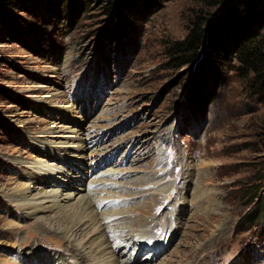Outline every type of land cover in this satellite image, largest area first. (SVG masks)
Returning a JSON list of instances; mask_svg holds the SVG:
<instances>
[{
    "label": "rangeland",
    "instance_id": "rangeland-1",
    "mask_svg": "<svg viewBox=\"0 0 264 264\" xmlns=\"http://www.w3.org/2000/svg\"><path fill=\"white\" fill-rule=\"evenodd\" d=\"M225 2L167 0L125 29L98 1L3 8L0 264H92L102 231L119 244L118 264H264V103L226 64L206 68L212 94L200 81L189 101L200 62L178 65L170 50ZM30 163L65 170L47 190H75L61 180L67 172L81 176L73 185L97 187L88 226L63 236L47 219L46 234L35 223L60 209L29 217L10 200L37 182ZM103 212L118 214L96 222ZM141 230L157 238L143 250L133 238ZM77 245L85 258L72 254Z\"/></svg>",
    "mask_w": 264,
    "mask_h": 264
},
{
    "label": "trees",
    "instance_id": "trees-1",
    "mask_svg": "<svg viewBox=\"0 0 264 264\" xmlns=\"http://www.w3.org/2000/svg\"><path fill=\"white\" fill-rule=\"evenodd\" d=\"M16 1L21 3L24 0H0L1 25L5 24L6 17L3 8L16 6ZM84 1L104 3V14L115 13L117 24L125 29V24L133 28L136 19H142V14L150 13L167 0ZM226 1L224 9L214 20L195 17L186 36L171 44V54L178 60V65L200 62L189 87V101L198 97L200 81L205 86V93L211 95L213 90L209 87L214 86L216 77L209 76L206 68L214 71L217 65L226 64L238 77L247 80L249 92L258 102L264 103V0Z\"/></svg>",
    "mask_w": 264,
    "mask_h": 264
},
{
    "label": "bare ground",
    "instance_id": "bare-ground-1",
    "mask_svg": "<svg viewBox=\"0 0 264 264\" xmlns=\"http://www.w3.org/2000/svg\"><path fill=\"white\" fill-rule=\"evenodd\" d=\"M57 144H58V142H57ZM61 144L65 145V146H70V147L72 146V148H75L76 150H78V149L84 150V148H85V146L83 144H81L79 146H77L75 144L71 145V144H68L67 142L61 143ZM46 148H47L46 150H50L48 147H46ZM49 155L50 154L47 152L44 153V156H46V157H49ZM52 155H53V153H52ZM53 157H55L54 159L62 160V158H59V156H57V154H56V156L53 155ZM30 164L33 166L32 169H34V172L36 174V181L37 182H34L31 186L21 190V192H19V194H18V198L13 197L10 200L11 201L12 200L17 201L16 205L19 208L21 207L23 210H25V209L30 210L29 212H26V215L29 217L31 215L39 213V212L51 211V210H55L56 208L60 209V210H58V213L54 214L53 216H49V217H43V216L41 217L40 216L41 217L40 221L38 223H35V224H36V228L41 229L43 232L48 230V227H45L46 224L44 223L47 221V219L49 221L51 219V221L53 220L52 221L53 223L57 222V224H61L63 226V229L60 231V233L63 236H66L69 233H70L69 234V236H70L73 233L76 234L77 232L82 230L83 227H85L88 224L86 217L88 218V217L92 216V212L94 213V211H97V209L99 208L98 206H100L102 204V202L100 203L99 200L97 199L96 195H95V194H97L96 193L97 187H95V188L90 187L89 184H87V185L84 184V188H81L79 186L77 187V186L73 185L74 181H76V180H74V178L75 177H81V176L79 174L77 175V174H71V173L67 172L68 178H64L61 180L67 181V184H65L64 186L68 185V186L72 187V189H75V190H71L72 192H67V193L61 192L64 189L59 190V188H52V189L47 190L44 188V185L50 184L52 182L53 183L57 182V179L55 178L56 174L54 172L57 173V170H58V173L62 172L64 174L65 170L62 171L61 168L57 165H55V167H53V166H48L47 164L45 165L43 163L42 164L30 163ZM51 164H53V163H51ZM77 173H79V172H77ZM86 175H88V174H86ZM51 177H53V178L51 179ZM77 181H80V179H78ZM58 183H59V181H58ZM90 183H92V182H90ZM35 184H37L38 186L35 187ZM40 184L42 185V187L40 186ZM92 188H94V189H92ZM33 190H37V191H35L33 193V192H31ZM71 200H74V201L72 202ZM111 206H113V205H111L109 203L104 205V207H111ZM92 208H94V211L92 210ZM95 214H93V216H95ZM116 214H118V213H114V214L111 213V214H107L105 216L104 212H103V213H101L100 216H98L99 219L96 217L97 218L96 222H99V220L107 219V218H109L113 215H116ZM90 227L93 229V226H90ZM88 229H89V227H88ZM152 236H153L152 233L149 231H142L141 230V231L135 232L133 234V238L134 237L137 238L136 247H138V248L141 247V249L143 250L145 245H147L145 242V239H152L154 241H157V238L154 237L155 235L153 237ZM130 238L133 239L132 237H130ZM73 239H75V238H73ZM91 245H94V248L92 249V253H94V255L91 258H97V260L95 262H93L92 264H118V261H116V262L114 261V259L116 257V256L114 257V255H115L117 248L119 247V244H118V242L114 243L112 237L109 236L107 233H103V231H102L96 237L94 235V240L92 239V241L89 245L90 248H91ZM157 245H158V243H156V242L152 243V249L155 248V251H156V247H158ZM83 247H84V245H80V246L77 245V248H75L73 250L72 254H74V256L78 259H82L83 257L85 258V255L82 253L84 251ZM75 251H79V252L76 254ZM158 253L159 252H157V251L155 253H153L151 259L155 258L154 256H157ZM78 254H80V256ZM105 255H107V256H105ZM44 258H46V259H44ZM44 258H42L40 260V262H34V264H50L51 263V260L49 261V258L48 259H47V257H44ZM116 260H117V258H116ZM127 261L129 262V259Z\"/></svg>",
    "mask_w": 264,
    "mask_h": 264
},
{
    "label": "snow or ice",
    "instance_id": "snow-or-ice-1",
    "mask_svg": "<svg viewBox=\"0 0 264 264\" xmlns=\"http://www.w3.org/2000/svg\"><path fill=\"white\" fill-rule=\"evenodd\" d=\"M93 187H95V186H93Z\"/></svg>",
    "mask_w": 264,
    "mask_h": 264
}]
</instances>
